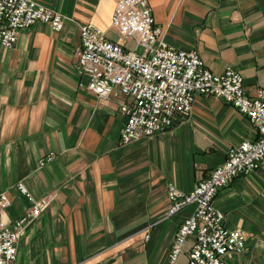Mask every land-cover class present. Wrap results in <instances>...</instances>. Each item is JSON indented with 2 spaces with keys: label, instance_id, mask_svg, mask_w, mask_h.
<instances>
[{
  "label": "crops",
  "instance_id": "1",
  "mask_svg": "<svg viewBox=\"0 0 264 264\" xmlns=\"http://www.w3.org/2000/svg\"><path fill=\"white\" fill-rule=\"evenodd\" d=\"M66 16L64 29L38 23L0 48V192L13 225L30 208L22 182L48 208L28 223L16 264H166L180 225L195 210L169 214L171 185L188 193L225 161L226 151L257 137L255 127L222 100L199 96L173 129L120 143L125 118L114 99L85 88L76 70L79 24L92 23L133 49L112 25L117 0H38ZM169 45L199 52L215 74L231 67L253 96L264 88V0H150ZM84 80V79H83ZM54 160L41 167L48 154ZM214 206L246 251L225 264H264V161L222 189ZM147 236H149L147 238ZM195 237L177 264H188Z\"/></svg>",
  "mask_w": 264,
  "mask_h": 264
},
{
  "label": "built area",
  "instance_id": "2",
  "mask_svg": "<svg viewBox=\"0 0 264 264\" xmlns=\"http://www.w3.org/2000/svg\"><path fill=\"white\" fill-rule=\"evenodd\" d=\"M67 19L38 0H0V48H14L20 31L38 23L49 24L60 32ZM112 25L123 39L134 41V48L110 40L92 23H81L82 47L76 70L82 79L79 87L101 99L117 101L125 118L122 145L173 129L190 115L199 96L222 100L255 127L257 137L229 147L224 163L192 191L185 193L174 185L168 190L170 215L189 205H195V210L178 228L166 264H177L191 236L195 243L188 264H225L227 254L246 251L247 238L242 230L225 226L224 213L214 201L232 180L258 170L264 161V88L247 96L242 76L231 67L215 74L197 50H181L166 43L150 0H117ZM53 160L51 153L39 163L43 167ZM16 188L30 208L13 225L0 222V264H16L17 243L25 226L37 219L51 201L50 197L37 199L22 182ZM11 206L12 199L0 192V210Z\"/></svg>",
  "mask_w": 264,
  "mask_h": 264
},
{
  "label": "rangeland",
  "instance_id": "3",
  "mask_svg": "<svg viewBox=\"0 0 264 264\" xmlns=\"http://www.w3.org/2000/svg\"><path fill=\"white\" fill-rule=\"evenodd\" d=\"M132 48V47H131ZM209 97H211V96H209ZM213 97V96H212Z\"/></svg>",
  "mask_w": 264,
  "mask_h": 264
}]
</instances>
